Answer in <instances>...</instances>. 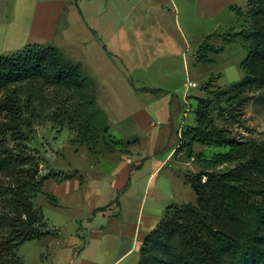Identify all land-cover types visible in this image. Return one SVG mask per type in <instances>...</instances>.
<instances>
[{
  "label": "rangeland",
  "instance_id": "374dc122",
  "mask_svg": "<svg viewBox=\"0 0 264 264\" xmlns=\"http://www.w3.org/2000/svg\"><path fill=\"white\" fill-rule=\"evenodd\" d=\"M57 2L0 0V12L7 21L13 19L15 28L22 23L31 27L36 5ZM202 3L199 16L196 0H64L53 34L33 29L23 42L8 46L0 42V54L17 53L28 43L52 45L79 77L69 85L23 82L0 93L1 154L19 156L21 174L32 177V182L54 176L44 186L48 194L56 196L55 185L66 178L82 183L79 191L71 190L72 183L62 184L68 196H56V202L43 194L33 199L49 226L59 229L61 244L49 248L42 238L23 243L17 254L25 264H68L76 228L85 241L90 229L83 227L113 226L110 218L119 221V227L138 225L142 232H151L168 207L196 205L188 176L204 172V160L229 151L195 143L189 156L180 142L182 131L196 125L197 97H212V118L228 138L264 146V57L249 62L256 80L253 86H234L246 76L241 64L248 53L264 43L255 39L263 34L264 20L258 25L251 21L247 0H233L213 15L203 14ZM238 9L243 15L237 14ZM93 24L98 31L90 28ZM235 32L242 35L221 43ZM115 33L120 36L118 44L112 39ZM213 34L219 38L210 43L225 49L211 55L215 63L201 64L197 51ZM103 40L118 47L108 48L109 59L102 52ZM189 81L195 86L188 87ZM8 99L14 105L8 107ZM122 168L127 171L125 184L116 190L106 176ZM13 182L0 175V235L8 230L3 223L4 198ZM89 183L87 193L93 197L101 191L100 198L92 200L105 210L88 215L92 200L85 201V185ZM104 211L105 215L100 213ZM123 248L121 244L116 250ZM141 248L125 263L139 264ZM152 257L157 264H175L172 254L154 252Z\"/></svg>",
  "mask_w": 264,
  "mask_h": 264
},
{
  "label": "trees",
  "instance_id": "16d2710c",
  "mask_svg": "<svg viewBox=\"0 0 264 264\" xmlns=\"http://www.w3.org/2000/svg\"><path fill=\"white\" fill-rule=\"evenodd\" d=\"M247 7L251 21L262 24L264 0H247ZM237 14L241 16L243 11L238 9ZM262 28L263 34L255 35L260 42L264 39V24ZM241 35L242 32H235L225 36L223 43ZM211 37L199 48L197 57L201 64L215 63L210 54L225 49L224 45L210 43ZM260 57H264L262 42L242 62L246 76L235 87L248 88L256 83L249 62ZM78 79L76 69L52 45L28 44L17 53L0 54V93L23 82L69 85ZM211 101L212 97H197L196 125L182 131L180 142H184L189 156L195 143L227 147L229 151L204 160L206 170L188 176L187 181L197 196L196 205L186 203L167 208L164 218L143 240L139 264H150V259L152 264H157L153 261L154 252L172 254L175 264H264V146L228 138L212 118ZM6 105L12 106L14 102L8 99ZM20 159L13 153L0 152V175L14 181L9 196L4 198L7 212L3 223L8 230L0 235V264H25L17 254L20 245L59 234V229L49 226L42 208L33 202L38 194L57 201L56 196L44 191L45 181L55 177L30 181L32 177L21 174ZM221 165L231 167L207 170L209 166ZM66 180L70 179L63 181Z\"/></svg>",
  "mask_w": 264,
  "mask_h": 264
},
{
  "label": "crops",
  "instance_id": "0c3cea01",
  "mask_svg": "<svg viewBox=\"0 0 264 264\" xmlns=\"http://www.w3.org/2000/svg\"><path fill=\"white\" fill-rule=\"evenodd\" d=\"M204 3H202L203 6V14L204 15H213L215 14L222 6L232 4L233 0H202ZM223 2V3H222ZM176 4V2H175ZM44 5V4H43ZM36 5L32 25L31 27H28L27 23H22V25L17 26L15 28L14 24L12 25V18L10 17L7 21V17L5 18L4 12H0V42L4 46H8L10 44H14V42L20 43L25 41L24 35H26L33 30V29H39L41 32H47V34H53L55 32V29L57 27V23L59 21V16L62 13V9L64 8V0H58L56 5L50 6H43ZM196 14L201 16V0H196ZM177 27L179 30H182L180 23L177 20ZM93 31H98V25L93 24L90 27ZM118 33V31H117ZM115 33L112 37L113 42L115 44H118L120 40V36ZM121 34H124L121 32ZM214 37L219 38L216 36V34H213L212 38ZM123 39V38H122ZM206 40V39H205ZM233 42V41H232ZM221 43H223V40H221ZM230 43V42H229ZM28 44H38V43H28ZM27 44V45H28ZM216 46H219V44L214 43ZM26 45V46H27ZM112 46H115V48H118L116 45H112L111 41H104L103 40V48L102 52L105 58L109 59L110 56L108 54V48H112ZM199 51V49H198ZM198 51L197 55L198 56ZM101 52V55H102ZM213 54H210V57ZM198 61V57H197ZM152 124H154L152 122ZM125 155L122 158V161H125ZM126 168L120 169L118 172H116V169L112 170L109 176L110 179V185L115 187V189H122L125 184L126 179ZM64 183L56 184L54 188V193L59 198H66L68 190H63V185L67 183H72V189L74 191H79L82 187V183L78 178H73L70 180L62 181ZM46 184V181L44 183V186ZM63 184V185H62ZM91 187V184L85 185V201L92 200L93 197L97 196L100 198L101 191L95 194V196L90 197L88 192V189ZM129 189V188H128ZM126 190L124 195H128L130 190ZM68 199V198H67ZM72 198L71 200H73ZM101 203L92 202L90 203V206L88 208V215L92 210H96L98 208H101ZM104 215L107 213V211L100 212ZM110 223H114L113 226H106L102 225L103 229H98L92 227V225L85 226L83 228L90 229L89 232V239L88 241H85L81 238L80 231L76 228L74 229V234H71V237H73L70 247L73 246V248L69 251V262L68 264H135L134 262L130 261L125 263V261L135 252L138 250L140 251L141 245L145 237L150 232H142L141 227L138 225H128L123 224L122 226H117L116 224L119 221H115L114 219L110 218L108 221ZM109 223V224H110ZM44 241L45 244L49 248L56 247V245L61 244L60 242V235L57 236H47L42 238V242ZM64 244V243H63ZM124 244V248L121 250H116V247L118 245ZM67 246V247H69Z\"/></svg>",
  "mask_w": 264,
  "mask_h": 264
},
{
  "label": "built area",
  "instance_id": "2783aa9c",
  "mask_svg": "<svg viewBox=\"0 0 264 264\" xmlns=\"http://www.w3.org/2000/svg\"><path fill=\"white\" fill-rule=\"evenodd\" d=\"M193 86H195L194 83L191 82V81H189V82H188V87H193ZM180 132H181V131H180ZM180 137H181V134H180Z\"/></svg>",
  "mask_w": 264,
  "mask_h": 264
}]
</instances>
